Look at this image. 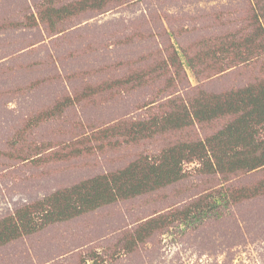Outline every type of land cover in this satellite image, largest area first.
<instances>
[{
    "label": "rangeland",
    "instance_id": "rangeland-1",
    "mask_svg": "<svg viewBox=\"0 0 264 264\" xmlns=\"http://www.w3.org/2000/svg\"><path fill=\"white\" fill-rule=\"evenodd\" d=\"M84 1L0 0V222L41 203L52 211L59 193L80 210L75 186L204 144L235 116L137 142L124 136L131 125L264 85V0H90L74 10ZM204 170L192 158L176 182L74 216L55 203L66 215L19 228L0 244V264H264V166ZM222 197L200 221L187 213Z\"/></svg>",
    "mask_w": 264,
    "mask_h": 264
},
{
    "label": "trees",
    "instance_id": "trees-1",
    "mask_svg": "<svg viewBox=\"0 0 264 264\" xmlns=\"http://www.w3.org/2000/svg\"><path fill=\"white\" fill-rule=\"evenodd\" d=\"M90 0H85L80 7L74 10H82ZM56 12H58L56 10ZM255 42V40H253ZM234 47V45L232 46ZM233 55L237 52L232 49ZM253 51L248 52L251 54ZM243 58V57H242ZM189 63H187L188 65ZM190 67V65H189ZM201 101L195 100L192 103L191 110L182 109L181 112L168 114L160 120L153 122V126L148 127L145 124L138 126L131 125L129 131L124 134L130 142H137L142 138L150 136L165 129H182L190 126L194 121L198 123L209 122L222 115H234V121L227 124L216 135L201 142L193 144H182L168 149L159 159V161L144 166L130 165L122 171L111 175L110 181L103 177L95 179L93 182H84L81 186H75L69 195L82 204V208L88 209L93 206L105 204L113 201L115 196H132L134 194L146 191H153L160 187H165L173 182L180 180L183 170V164L192 158H196L205 165V172L209 173H231L235 170H255L264 166V142L256 140L258 128L264 124V85L248 86L234 93L219 96H207ZM119 126H116L113 132H119ZM121 134V133H120ZM214 143L210 149L211 156L207 154L206 146ZM211 158L212 161H211ZM113 191L117 192L116 195ZM227 198H214L204 211L198 210V205L189 207L187 213L192 214L191 219L200 221L211 213L212 207L219 206L220 202L226 203ZM65 202L63 211H67L69 216H74L80 210L77 209L68 196L64 193L57 194L55 200L51 203L54 210H46L44 204L37 205L34 210L31 207H24L18 211L13 218L0 222V244L12 237L18 236L20 231L34 232L45 224L42 221L52 222L64 217L55 210V203ZM228 201V200H227ZM225 205V204H224ZM59 208H62L58 206ZM202 209V207L200 208ZM39 211L40 213H35ZM54 218H50L52 214ZM59 216V217H58ZM14 221V222H13ZM18 226H12L16 223ZM188 222V221H187ZM192 222V221H189ZM154 229L153 225L147 228L148 234ZM133 245V243H131Z\"/></svg>",
    "mask_w": 264,
    "mask_h": 264
}]
</instances>
